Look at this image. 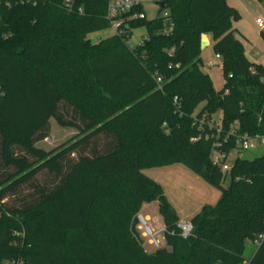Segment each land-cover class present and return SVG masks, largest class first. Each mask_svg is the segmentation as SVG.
I'll return each instance as SVG.
<instances>
[{
    "label": "trees",
    "instance_id": "obj_1",
    "mask_svg": "<svg viewBox=\"0 0 264 264\" xmlns=\"http://www.w3.org/2000/svg\"><path fill=\"white\" fill-rule=\"evenodd\" d=\"M161 2L155 20L93 43L110 28L108 0L0 1V264H264V153L228 173L212 159L225 135L227 153L241 134L264 135V65L249 60L228 0ZM203 35L221 58L220 91L203 70ZM217 114L220 139L200 125ZM51 120L78 134L46 151ZM175 165L221 191L188 239L144 173ZM153 202L169 232L155 250L132 229Z\"/></svg>",
    "mask_w": 264,
    "mask_h": 264
},
{
    "label": "rangeland",
    "instance_id": "obj_2",
    "mask_svg": "<svg viewBox=\"0 0 264 264\" xmlns=\"http://www.w3.org/2000/svg\"><path fill=\"white\" fill-rule=\"evenodd\" d=\"M160 2L161 0H142L143 10L148 22L157 18ZM228 2L240 13V19L236 22L235 27L238 30V38L245 46L249 60L252 63L264 65V28H260L256 23L257 18L264 19V3L260 0H228ZM146 33L147 31L144 27L134 30L129 40V45L131 47L138 46ZM114 34V30L110 27L90 34L89 39L93 43H97L100 40L112 37ZM209 38L208 46L202 49L203 70L210 76L214 88L220 91L224 87L225 78L221 61L217 59L215 54L211 36ZM220 119L221 114H217L213 116L211 121H220ZM77 134L73 129L60 127L54 120H51L48 137L39 142L38 147L50 151L73 140ZM263 153L264 149L258 147L244 152L241 158L253 160ZM234 159L235 156H233V161ZM144 173L163 188L168 203L180 220L192 221L204 208L214 207L220 201V190L212 187L182 165L151 169ZM39 180L42 181L41 178ZM222 182L223 187L227 188L230 183L229 177L225 176ZM141 214L150 216L154 230L159 231L163 228V218L159 211L158 203L153 202L145 205ZM157 239L160 241L161 246L164 247L165 240L163 235H159ZM147 241L148 239H146ZM153 249L155 250V248ZM149 250H151V247ZM253 251L254 247L249 245L246 258L251 257Z\"/></svg>",
    "mask_w": 264,
    "mask_h": 264
},
{
    "label": "built area",
    "instance_id": "obj_3",
    "mask_svg": "<svg viewBox=\"0 0 264 264\" xmlns=\"http://www.w3.org/2000/svg\"><path fill=\"white\" fill-rule=\"evenodd\" d=\"M1 1V0H0ZM22 3H31L34 6H38L40 2L44 0H20ZM74 0H67V6L72 8V3ZM143 7L142 0H108L107 4V20L110 24V27L114 30L116 35H123L129 28V22L132 20L144 19L145 14L142 12H137V9ZM256 23L260 28H264V19L257 18ZM217 59H221L219 55H216ZM160 82L161 80L158 79ZM178 98H175V102H178ZM201 126H207L214 135L217 136V139L221 138L222 132L220 124L218 121L210 120L205 121L201 120ZM212 135V136H214ZM230 136L225 135L222 142L216 141L213 144L212 149V159L214 163L221 167L224 173L231 171L233 163L237 157L242 156L244 152L254 150L258 147L264 149V135L250 136L247 134H241L237 136V148L232 152L227 153L224 151L223 147L228 143ZM206 139H209L207 136ZM193 142L197 141L196 139L192 140ZM233 156L235 159L233 161ZM233 161V162H232ZM138 229L142 232L143 237L148 239V244L155 248H162L160 241L157 239L159 235L165 236L169 233L165 226L159 231L154 230L151 225V220L147 216L140 214L138 217ZM177 228L180 231V236L183 239H188L192 236L193 233V223L188 220H180L177 224Z\"/></svg>",
    "mask_w": 264,
    "mask_h": 264
},
{
    "label": "water",
    "instance_id": "obj_4",
    "mask_svg": "<svg viewBox=\"0 0 264 264\" xmlns=\"http://www.w3.org/2000/svg\"><path fill=\"white\" fill-rule=\"evenodd\" d=\"M164 8H165V2H160L159 3V11H158L157 17H159V16H161L163 14ZM201 48L202 49L205 48V44L203 42L201 44ZM138 222H139V220H138V218H136L134 220V224L132 226L133 231H135L136 226L138 225Z\"/></svg>",
    "mask_w": 264,
    "mask_h": 264
},
{
    "label": "crops",
    "instance_id": "obj_5",
    "mask_svg": "<svg viewBox=\"0 0 264 264\" xmlns=\"http://www.w3.org/2000/svg\"><path fill=\"white\" fill-rule=\"evenodd\" d=\"M228 3H229V2H228ZM231 6H232V5H231ZM209 40H210L209 35H203V37H202V41L204 42V44H205V42H206L205 47L208 46V44H209ZM147 217L150 218V216H148V215H147Z\"/></svg>",
    "mask_w": 264,
    "mask_h": 264
}]
</instances>
